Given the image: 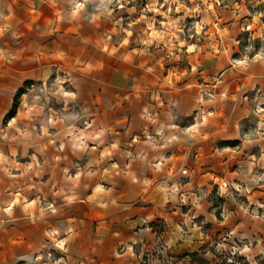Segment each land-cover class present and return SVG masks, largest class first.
<instances>
[{
  "label": "crops",
  "instance_id": "crops-1",
  "mask_svg": "<svg viewBox=\"0 0 264 264\" xmlns=\"http://www.w3.org/2000/svg\"><path fill=\"white\" fill-rule=\"evenodd\" d=\"M132 4L0 0V264H264V0L196 51Z\"/></svg>",
  "mask_w": 264,
  "mask_h": 264
},
{
  "label": "rangeland",
  "instance_id": "rangeland-1",
  "mask_svg": "<svg viewBox=\"0 0 264 264\" xmlns=\"http://www.w3.org/2000/svg\"><path fill=\"white\" fill-rule=\"evenodd\" d=\"M129 2L136 7L133 9L135 14L142 15L141 21L147 24L152 35L171 43L175 42L182 47L181 50L183 48L202 50L205 44L212 42L217 36L215 29H207V23L210 21L206 22L203 17L205 10L201 9L202 0H129ZM135 14H131L132 17H135ZM240 46L242 53L252 56L264 49V37L247 41L245 36ZM231 252L233 253H229L225 248V252L208 250L207 253L185 258L162 260L152 255L149 264H249L236 250ZM252 264L258 263L256 261Z\"/></svg>",
  "mask_w": 264,
  "mask_h": 264
},
{
  "label": "built area",
  "instance_id": "built-area-1",
  "mask_svg": "<svg viewBox=\"0 0 264 264\" xmlns=\"http://www.w3.org/2000/svg\"><path fill=\"white\" fill-rule=\"evenodd\" d=\"M254 56H258L259 59H264V53H260L258 55H254ZM223 188H226V185H222Z\"/></svg>",
  "mask_w": 264,
  "mask_h": 264
},
{
  "label": "trees",
  "instance_id": "trees-1",
  "mask_svg": "<svg viewBox=\"0 0 264 264\" xmlns=\"http://www.w3.org/2000/svg\"><path fill=\"white\" fill-rule=\"evenodd\" d=\"M14 110V109H13ZM193 256V255H192ZM187 257H189V256H187ZM141 264H146V262L145 261H143V262H141Z\"/></svg>",
  "mask_w": 264,
  "mask_h": 264
}]
</instances>
